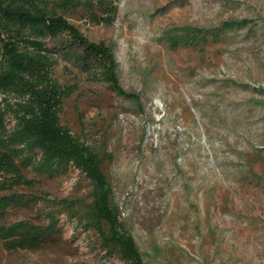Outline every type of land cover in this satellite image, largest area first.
<instances>
[{"label": "rangeland", "instance_id": "obj_1", "mask_svg": "<svg viewBox=\"0 0 264 264\" xmlns=\"http://www.w3.org/2000/svg\"><path fill=\"white\" fill-rule=\"evenodd\" d=\"M69 20L113 46L119 83L134 95L112 92L74 54H57L54 76L77 85L61 124L100 154L144 264H264V0H119L109 25L83 13ZM185 28L207 37L173 45ZM24 174L32 185L18 190L38 204L9 208L8 222H40L42 200L93 196L78 170ZM60 219L62 236L39 249L0 241V264H123L103 258L93 231Z\"/></svg>", "mask_w": 264, "mask_h": 264}, {"label": "trees", "instance_id": "obj_2", "mask_svg": "<svg viewBox=\"0 0 264 264\" xmlns=\"http://www.w3.org/2000/svg\"><path fill=\"white\" fill-rule=\"evenodd\" d=\"M119 0H0V241L6 249L36 250L62 236L61 216L76 220L81 231H93L104 259L144 264L133 239L122 226L112 203V189L102 169L100 154L61 124L64 101L77 85H62L54 76L59 51L74 54L85 70L96 71L108 88L123 97L112 45L90 41L69 18L85 14L93 24H111ZM227 21L223 29L249 24ZM185 28L171 41L189 44L206 38ZM9 124H12L8 127ZM49 178L78 170L93 186L88 203L42 200L41 221L8 222L9 208L38 204L24 195L31 186L25 170Z\"/></svg>", "mask_w": 264, "mask_h": 264}]
</instances>
